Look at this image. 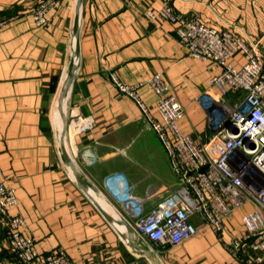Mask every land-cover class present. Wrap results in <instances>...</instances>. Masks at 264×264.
I'll use <instances>...</instances> for the list:
<instances>
[{"label": "crops", "instance_id": "1", "mask_svg": "<svg viewBox=\"0 0 264 264\" xmlns=\"http://www.w3.org/2000/svg\"><path fill=\"white\" fill-rule=\"evenodd\" d=\"M41 1L0 0V182L15 191L16 204L8 213L23 217L22 233L33 239L39 254L61 248L73 264H245L227 245L243 234L240 217L252 210L250 204L226 217L221 236L193 216L195 235L176 245L154 246L133 237L126 225L128 233L117 230L93 199L106 212L124 214L110 203L103 184L115 172L125 175L145 211L180 188L163 144L135 101L112 83L111 72L122 83L136 85L155 116V95L147 80L162 74L185 107L178 121L181 131L202 145L210 138L209 117L243 98L233 90L222 96L210 82L221 68L190 57L175 24L160 17L149 20L145 12L166 1L210 25L240 27L264 53V0H81L79 59L63 94L76 49L78 0H58L46 23L37 26L33 11ZM245 61L242 50L230 58L234 67ZM61 97L65 104L58 108ZM57 111L62 127L64 115L89 125L77 128L74 121L67 130L71 139L64 138L65 152L87 189L58 140L63 132ZM129 235L151 255L138 252ZM0 264H18L1 219Z\"/></svg>", "mask_w": 264, "mask_h": 264}, {"label": "built area", "instance_id": "2", "mask_svg": "<svg viewBox=\"0 0 264 264\" xmlns=\"http://www.w3.org/2000/svg\"><path fill=\"white\" fill-rule=\"evenodd\" d=\"M58 0H43L33 11L37 26L47 21V13ZM149 20L157 17L175 24L177 37L190 57L215 62L221 70L210 79L222 96L229 90L240 92L241 101L227 106L216 117L211 115L210 138L199 144L183 133L178 121L185 114L184 105L175 90L160 73L147 83L155 100V116L142 100L137 86L122 83L115 72L110 79L117 89L132 98L146 125L164 146L180 188L144 210V201L132 193V185L122 172L105 177L103 184L110 203L132 228L133 237L154 246H172L192 237L198 231L193 216L210 226L219 236L225 229L226 217L235 209L250 204L252 210L240 217L243 234L228 243L231 253L245 264H264V53L257 41L251 40L236 26L210 25L198 16L175 11L168 2L157 10H147ZM3 21H0V27ZM238 50L246 55L240 67L230 58ZM77 128H88L76 119ZM16 204L15 191L0 182V219L8 233V243L18 264H73L65 250L59 248L39 254L31 237L22 233L24 219L9 215Z\"/></svg>", "mask_w": 264, "mask_h": 264}, {"label": "water", "instance_id": "3", "mask_svg": "<svg viewBox=\"0 0 264 264\" xmlns=\"http://www.w3.org/2000/svg\"><path fill=\"white\" fill-rule=\"evenodd\" d=\"M80 2L81 0H78L77 1V5H76V9H75V19H74V24H73V32H75V35H76V42H77V49H76V52L77 54H79V40H78V30H79V10H80ZM75 68H76V65L74 64L73 65V62H70L69 63V81L67 83V86H71V82H72V79H73V75H74V72H75ZM66 132V127L63 128V134ZM64 135H62L61 139H60V143H61V146H62V149H63V152H64V155L68 161V164L72 167L73 171H74V174L78 180V182L80 183L81 187L84 188V189H87V184L84 182V180L81 178L80 174L77 172L76 170V167H75V164L73 163V161L71 160V158L68 156V154L65 152V148H64ZM92 198V197H91ZM93 199V198H92ZM94 200V203L95 205L97 206V208L108 218L109 221L111 222H116V223H121V222H124V224L127 226V230L129 233H131L132 231V228L131 226L124 220H118V219H115L114 217H112L110 214H108L104 208L95 200ZM129 243L134 246L136 248V250L138 252H141L143 254H146L148 256H150L151 254L148 253L145 249H143L140 245L138 244H135V242L133 241L132 237L129 235Z\"/></svg>", "mask_w": 264, "mask_h": 264}, {"label": "bare ground", "instance_id": "4", "mask_svg": "<svg viewBox=\"0 0 264 264\" xmlns=\"http://www.w3.org/2000/svg\"><path fill=\"white\" fill-rule=\"evenodd\" d=\"M76 35L74 34V43H75V46H76V49H77V40H76ZM76 49H75V52H74V54H73V57H72V61L71 62H73V65L75 64H77V62H78V59H79V56H78V54H77V52H76ZM68 81H69V74H68ZM68 81H67V83H68ZM67 83H66V85H65V87L63 88V92H62V94L67 90V88H68V86H67ZM67 103V102H66ZM65 104V101L63 100V97H61L60 98V100L58 101V108H61V106L62 105H64ZM57 119V118H56ZM76 122V121H75ZM91 191V190H90ZM92 192V191H91ZM93 193V192H92ZM108 213H110V215H112L115 219H118V220H122V218H121V216L118 214V213H116V212H114V211H107ZM115 226H116V228H117V230H119V231H122V233L123 232H127V230H126V228H125V224H124V222H121V223H115L114 224ZM128 233V232H127Z\"/></svg>", "mask_w": 264, "mask_h": 264}, {"label": "rangeland", "instance_id": "5", "mask_svg": "<svg viewBox=\"0 0 264 264\" xmlns=\"http://www.w3.org/2000/svg\"><path fill=\"white\" fill-rule=\"evenodd\" d=\"M69 87H70V86H69ZM61 117H62V114H61L59 111H57V112H56V118H57V119H56V123H57V126L60 128V131H62V132H63V128L66 127V132L64 133L65 136H66V139H65V140L69 142V140H70L71 138H70V135H67V134H69L67 130H68V128H69V125L72 124V122H73L72 120H73V119H68V117H66V115H64V116H63V117H64V119H63V120H64V121H63L64 125H63V127H62V124H61V123H62V121H61ZM64 134H63V135H64ZM65 136H64V138H65ZM60 139H61V138L59 137L58 140H60ZM93 196H94L95 198H97L95 195H93Z\"/></svg>", "mask_w": 264, "mask_h": 264}]
</instances>
